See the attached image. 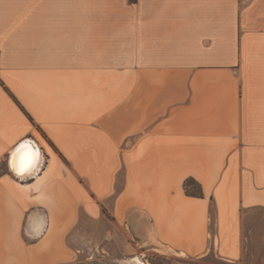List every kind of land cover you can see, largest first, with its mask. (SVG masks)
<instances>
[{
    "label": "crops",
    "instance_id": "obj_1",
    "mask_svg": "<svg viewBox=\"0 0 264 264\" xmlns=\"http://www.w3.org/2000/svg\"><path fill=\"white\" fill-rule=\"evenodd\" d=\"M2 159L0 264L73 261L83 214L133 254L244 264L245 217L264 226V0H0Z\"/></svg>",
    "mask_w": 264,
    "mask_h": 264
},
{
    "label": "rangeland",
    "instance_id": "obj_2",
    "mask_svg": "<svg viewBox=\"0 0 264 264\" xmlns=\"http://www.w3.org/2000/svg\"><path fill=\"white\" fill-rule=\"evenodd\" d=\"M9 172L6 159L0 161V173ZM260 211H255L247 215L244 220L245 233L248 235L247 253L244 264H264V226L260 220ZM107 224H101L83 214L67 243L79 252L73 261L63 264H171L179 262L181 264H227L219 260L213 253L205 257L197 258H178L173 256H163L159 253L150 251H136L134 254L129 251V243L132 241L127 235L118 233L113 235L108 242L103 239L106 235ZM94 238L95 251L92 245ZM104 251L97 252V248ZM133 257H138L139 261H130Z\"/></svg>",
    "mask_w": 264,
    "mask_h": 264
},
{
    "label": "bare ground",
    "instance_id": "obj_3",
    "mask_svg": "<svg viewBox=\"0 0 264 264\" xmlns=\"http://www.w3.org/2000/svg\"><path fill=\"white\" fill-rule=\"evenodd\" d=\"M34 149V148H33ZM23 150V149H22ZM22 150H21V152H22ZM19 154H20V152H19ZM17 156H18V154H17ZM21 157H19L18 159L16 158V156L15 157H13L12 159H11V166H12V169L14 170V172L16 173V174H18L19 176H21V177H25V176H28V174H30L33 170H34V166H35V164H37L36 163V161L35 162H33V159H32V156H31V154H28V155H26L25 156V159H23V160H21L20 159ZM36 159H39V158H36ZM18 161H19V163H18ZM23 162V163H22ZM33 162V163H32ZM37 162H38V160H37ZM20 165V166H19ZM37 170V169H36ZM130 261H139V258L138 257H133L132 259H130Z\"/></svg>",
    "mask_w": 264,
    "mask_h": 264
},
{
    "label": "trees",
    "instance_id": "obj_4",
    "mask_svg": "<svg viewBox=\"0 0 264 264\" xmlns=\"http://www.w3.org/2000/svg\"><path fill=\"white\" fill-rule=\"evenodd\" d=\"M5 173V172H4ZM185 193L193 197H203L201 186L192 178H187L184 182ZM214 222V217H213Z\"/></svg>",
    "mask_w": 264,
    "mask_h": 264
}]
</instances>
